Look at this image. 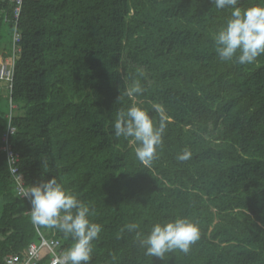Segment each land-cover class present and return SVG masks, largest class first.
<instances>
[{
	"label": "trees",
	"instance_id": "16d2710c",
	"mask_svg": "<svg viewBox=\"0 0 264 264\" xmlns=\"http://www.w3.org/2000/svg\"><path fill=\"white\" fill-rule=\"evenodd\" d=\"M254 5L264 0L238 3ZM230 13L210 0H23L14 18L13 3L0 0V59L14 60L10 93L0 80L8 107L0 112V264L41 235L62 252L72 243L34 226L17 194L1 150L10 111L23 185L55 176L101 225L89 264H264V55L246 65L220 60L214 34ZM137 85L142 92L129 95ZM131 106L166 125L150 165L131 138L114 134ZM185 148L191 157L177 160ZM177 217L201 236L188 254L165 260L145 255L125 227L143 233ZM50 257L44 248L35 264Z\"/></svg>",
	"mask_w": 264,
	"mask_h": 264
},
{
	"label": "clouds",
	"instance_id": "9594fccd",
	"mask_svg": "<svg viewBox=\"0 0 264 264\" xmlns=\"http://www.w3.org/2000/svg\"><path fill=\"white\" fill-rule=\"evenodd\" d=\"M216 9H231L230 18L214 34L216 53L222 61L239 65L253 63L264 55V6L254 5L246 9L238 6L239 0H210ZM137 85L129 95L140 93ZM159 108V106H157ZM165 124L154 126L149 113L137 106L118 113L113 125L116 137L131 138L137 146L135 156L145 165H150L162 144ZM191 152L185 148L176 158L186 161ZM7 167L16 174L15 157L9 156ZM20 197L30 202L31 223L36 227L56 229L71 238V245L57 258L59 264H89L93 241L102 228L89 219L90 208L77 196L58 182L55 176L36 184L21 185ZM128 232H135L137 242L145 250V255L165 260L166 254L179 250L188 254L191 246L201 236L199 226L187 217L156 222L146 232H139V225L125 226Z\"/></svg>",
	"mask_w": 264,
	"mask_h": 264
},
{
	"label": "built area",
	"instance_id": "2783aa9c",
	"mask_svg": "<svg viewBox=\"0 0 264 264\" xmlns=\"http://www.w3.org/2000/svg\"><path fill=\"white\" fill-rule=\"evenodd\" d=\"M10 1L11 3H13L14 18H17L23 0H10ZM14 28H16V26ZM19 40H20V35L15 30L13 33V46H14L13 51L14 50L19 51V48L16 46ZM13 61L14 60L11 58L5 61L1 60L0 62V80H3L6 82L8 91L11 90V83H12V76H13ZM14 107L15 106L10 103V109H13ZM6 117L8 119V124H7L6 130L2 133L1 141L3 143V146L1 147V150L5 152L7 158L10 155L15 157V163H16L19 160V155L18 153L12 150L8 142V137L11 134H13L15 131V128L11 124V117H12L11 111L6 115ZM12 176L14 177V180L18 184L16 186L17 194H18L19 187L23 185L22 177L18 173H16L15 175L12 174ZM44 248L47 249L49 253L51 254V257L49 259V264H59L57 258L62 254L59 241L57 239H53L52 237L45 238V236L43 237L42 235H41V241L39 243H31L27 247L22 257L18 255H6L3 257L2 262L3 264H35L37 260L40 258V251Z\"/></svg>",
	"mask_w": 264,
	"mask_h": 264
},
{
	"label": "rangeland",
	"instance_id": "374dc122",
	"mask_svg": "<svg viewBox=\"0 0 264 264\" xmlns=\"http://www.w3.org/2000/svg\"><path fill=\"white\" fill-rule=\"evenodd\" d=\"M8 39H9V35H8V32H7V29L4 28L2 30V40H1V45H2V48H7V42H8ZM0 62H1V59H0ZM0 112H6L8 107H7V92L5 89H1L0 90Z\"/></svg>",
	"mask_w": 264,
	"mask_h": 264
}]
</instances>
